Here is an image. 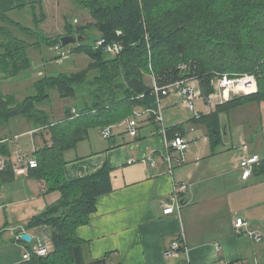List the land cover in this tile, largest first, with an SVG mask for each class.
I'll return each instance as SVG.
<instances>
[{
  "label": "trees",
  "instance_id": "16d2710c",
  "mask_svg": "<svg viewBox=\"0 0 264 264\" xmlns=\"http://www.w3.org/2000/svg\"><path fill=\"white\" fill-rule=\"evenodd\" d=\"M71 1L88 10L93 22L74 30L73 22L66 17L65 33L53 37L46 33L39 37L44 32L38 25L47 17L44 0L29 2L37 30L14 20L11 11H0V20L22 25L19 27L27 35L38 37L37 47L43 42L47 49L60 44L61 37L67 34L87 37L89 26L101 32L99 37L106 42L123 44V49L117 53L96 46L99 37L93 44L85 41L67 46L71 55L87 56L88 65L71 73L46 74L33 83L36 94L24 100H19L14 93L6 94L0 87V132L17 116L35 120L37 128H45L36 133L41 143L32 156L37 159L38 166L30 172L45 180L48 191L60 192L55 203L28 223V228L46 226L49 229L52 250L45 256L33 255L18 264H109L112 254L109 252L102 258L86 260L85 242L78 236L77 229L90 222L98 199L112 192V169L105 165L94 173L69 180L65 175L64 152L86 136L90 128H113L120 121L134 117L139 113H135L137 107L156 122L157 97L145 77L150 63L160 86L193 77L199 81L205 97L215 92L214 80L225 74L231 78L245 74L256 77V92L234 96L217 104L209 113L192 117L208 125L213 145L221 141L222 113L247 100L264 101V0ZM1 33L0 74L14 78L22 72L27 74L33 62L30 45L11 28ZM58 56L60 54L55 58ZM111 68L116 75L104 76L106 69ZM91 71L97 74L91 103L85 102L77 112L66 108L65 118L57 121H51L44 110L37 108L36 103L49 98L48 89H55L61 98L78 96L79 87L87 83ZM167 129L170 137L178 131L184 133L183 124ZM6 136L0 135V152L7 156L11 151L9 144L4 142Z\"/></svg>",
  "mask_w": 264,
  "mask_h": 264
},
{
  "label": "crops",
  "instance_id": "0c3cea01",
  "mask_svg": "<svg viewBox=\"0 0 264 264\" xmlns=\"http://www.w3.org/2000/svg\"><path fill=\"white\" fill-rule=\"evenodd\" d=\"M29 2L0 0V11H11L14 20L15 16L23 18L28 13L33 20ZM45 21L47 17L42 23ZM215 97L210 111L233 98L222 94ZM260 102L263 118L255 129L242 132L245 136L242 141L230 136L221 117V141L213 145L208 137L209 127L202 123L205 136L189 141L191 145L199 139L211 143L212 151L206 159L209 163L196 159L184 167L185 159L179 162L181 155L174 153L172 171L163 157L156 159L155 166L140 161L146 156H156L163 147L145 145L147 140L141 139V131L137 137L131 136L126 123L125 131L116 130L114 125L107 139L89 129L86 136L64 152L65 175L73 180L108 165L112 169L113 190L98 199L90 222L77 229L85 242L86 260L102 258L109 252L112 253L109 264H264V101ZM149 120L148 115L141 116L139 128ZM40 129L31 125L22 132L7 135L4 142L11 151L7 156L14 158L21 153V147L16 146L21 134L36 140ZM190 130L194 131V127ZM187 133L184 129V135ZM244 143L249 145L248 150L243 148ZM221 144L233 149L222 163H215L213 158H219ZM252 153L259 154L261 162L252 176L244 180L239 162ZM179 183L189 184V189L180 197L181 206H175L174 213L165 214L170 195ZM59 197V191H48L45 180L33 172L14 175L9 167L0 171V264H18L24 260L23 254L33 246L34 240L29 244L23 242L20 234L38 233L40 227L28 228V223ZM236 215L248 222L249 229L260 232L263 240L253 242L246 234L238 233L234 226ZM181 231L186 235L187 249L182 248L177 256H166Z\"/></svg>",
  "mask_w": 264,
  "mask_h": 264
},
{
  "label": "rangeland",
  "instance_id": "374dc122",
  "mask_svg": "<svg viewBox=\"0 0 264 264\" xmlns=\"http://www.w3.org/2000/svg\"><path fill=\"white\" fill-rule=\"evenodd\" d=\"M43 3L45 10L47 11V21H45L44 23L41 22L38 25V27L40 28L38 29L44 32L41 36H39L40 38H42L45 33L51 37L64 34L66 17H68V19L73 22V29L80 26L84 27L87 24L93 22V18L91 17L89 11L79 7L71 0H49L47 2L44 1ZM15 19L20 21L22 25H25L26 27H32L33 30H37V25H35V23L31 19L30 14L24 13L23 18H21L20 16H15ZM0 25L5 27H1L0 29L1 38H3L1 33L2 30L7 29L8 31V29L10 28L13 29V31L18 34L19 37L28 44V46L30 45V54L32 55V57H34L32 69H30V71L27 70V74H29V76H27V74L23 72L21 76L17 78L6 77L4 76V74H0V87L6 94L14 93L19 100H24L27 96L36 94V88L34 87L33 83L46 74H61V72L71 73L73 71L85 68L89 63V58H87V56L83 54L71 55L70 48L64 47L62 44L61 50L54 49L55 45H51L47 49V45H45V42H43L41 47H37V45L35 44H37L38 37L34 35H27L23 30L20 29L19 26L22 25L16 26L14 23L6 22L3 20H0ZM86 30L87 43L93 44L94 40L101 35V32H99L95 27L89 26L86 28ZM75 35L76 33L74 34V36ZM9 36L10 34L8 35V38ZM98 39H102V37H99ZM56 45L59 44L57 43ZM0 51L2 50L0 49ZM41 54H43L44 57ZM57 54H60V56L55 58ZM29 72H31L32 76H30ZM106 74L115 76L116 72L111 68L106 69V71L104 72V76ZM96 75V72H90L87 83H85L84 86L79 87L78 96H76L75 98H61L55 89H48L47 93L49 95V98L47 100H44L43 102L36 103L37 108L44 110V112L49 115L51 121H57L59 119L65 118L66 108L70 107L71 109H73V111L77 112L78 109L84 106L85 102H92L91 94L92 90L95 88V84L93 83V81L96 80ZM153 75L156 74L154 71V67L150 63L149 71L145 73L146 81L149 84L153 83ZM117 81H119V78L117 79ZM238 94L239 93H237V95ZM214 98L216 99V97ZM260 103L261 102L257 100H247L237 106L230 108L227 112L222 113V120L223 122H225L228 132L230 136L232 135L234 140L237 139V141H242V137H245L242 135V132L247 131V129L252 131L257 127L258 120L261 121V118H263V115L260 111ZM195 105L197 110L203 111L205 114L209 113L210 111V106L205 102L203 98L196 100ZM162 107L164 125L166 127L183 124L184 129L188 132L187 135H185V138L187 140L199 138L201 135L205 136V133L202 130V123H199L192 119L193 113L188 109L187 105L183 104V97L177 95L173 91L171 92V94L163 97ZM142 111L143 110L141 109V107H137L135 113ZM144 114L147 115V113ZM144 122V126L141 129L139 128V134L141 131V134L143 135L141 139H144V141L147 140L145 145L150 144L151 146L159 145L163 147L164 139L159 132V124L157 122H154L153 120ZM31 125L33 127L38 126L35 120L31 119L27 122V120H25L23 116H19L13 120L12 125L9 129L10 132L4 129L0 132V135H13L17 132H22L28 129ZM124 126L125 120H122L115 125V129L125 131L126 129ZM191 127H194V131L190 130ZM44 129L45 128H42L40 129V131ZM102 129L103 128L101 126H95L90 128L89 131L103 137V135L101 134ZM206 134H208V131L206 132ZM209 136L210 135H208V137ZM104 139L107 138L104 137ZM16 141V146L21 147V154L29 155H33L35 146L41 143L39 137L36 136V140H34L33 137L28 134H21L19 139H16ZM145 145L142 147V149H144ZM190 145L188 150L184 153L186 163L182 164V166L185 167L194 163V161L197 159V154H200L199 158L202 162L204 161L203 163H209V161L206 159H208V155L212 151L210 142L206 143L203 140L199 139L197 140L196 144H192L191 146ZM219 148L222 150V152L220 154H217L219 158L217 156H214L213 162L215 163H222L227 156L229 157V152H231L233 149L224 147L223 144H221ZM174 153L179 154V152L177 151H173V154ZM154 157L158 160L159 157L162 158L163 156L160 152Z\"/></svg>",
  "mask_w": 264,
  "mask_h": 264
},
{
  "label": "built area",
  "instance_id": "2783aa9c",
  "mask_svg": "<svg viewBox=\"0 0 264 264\" xmlns=\"http://www.w3.org/2000/svg\"><path fill=\"white\" fill-rule=\"evenodd\" d=\"M61 43L55 45L54 49L61 50ZM96 46H102L109 53H117L123 49V44L120 42H106L105 39H98L96 41ZM63 51V50H62ZM185 68V65H181ZM154 76L152 87L153 93H155L158 102V109L154 111L155 121L159 124V132L163 136L164 146L161 150V154L164 159L169 164V170L172 171L174 166L175 157L173 151L179 152L181 155L179 162L184 161V153L188 150L190 141L185 138L184 133L176 132L173 137L168 135V129L164 125L163 118V107H162V97L175 92L177 95L183 97V104L187 105L188 109L193 113V117L199 118L202 114L201 111L196 109L195 102L198 99L203 98L205 102L210 106L212 105L213 97L222 94L223 97H234L238 95H246L250 92L257 91V79L254 75L246 74L241 77L231 78L227 74L223 77H218L214 80L213 85L215 87V92L209 97H205L201 85L196 78H189L185 80H179L173 84L166 86H160L157 83L156 76ZM243 83V84H242ZM241 85V87H238ZM234 91V92H232ZM143 96V95H142ZM147 113V112H145ZM144 113H138L134 117H129L125 120L127 126V132L133 136L137 137L139 135V124L140 117ZM112 127H106L102 129V135L105 138H110L112 135ZM243 148L248 150L250 147L247 143L243 144ZM200 158L198 157L197 160ZM142 163L149 164L151 166L156 165V158L151 156H146L140 160ZM261 162V157L257 153H252L248 156H244L240 159L239 166L242 170L241 177L244 180L249 179L254 171L255 166L259 165ZM38 166V161L32 155L17 153L14 158L8 157L0 152V171L10 168L14 175L28 174L32 168ZM189 189V184L179 183L174 187L173 193L170 195V200L167 203L164 213L172 214L175 211V206L180 207L182 201L180 199L181 195ZM234 226L238 233L246 234L253 242H260L263 240V235L256 231L248 228V222L240 215L235 216ZM22 234H20L19 239H22ZM24 240V239H23ZM34 240V244L31 248L25 251L23 254L24 260L30 259L33 255L45 256L49 254L52 250V242L50 239V231L46 226L40 227V231L35 235H31V241ZM186 246V235L184 231H181L179 237L172 242L171 248L167 251L166 256H177L179 251ZM231 264V263H226Z\"/></svg>",
  "mask_w": 264,
  "mask_h": 264
},
{
  "label": "water",
  "instance_id": "95a60500",
  "mask_svg": "<svg viewBox=\"0 0 264 264\" xmlns=\"http://www.w3.org/2000/svg\"><path fill=\"white\" fill-rule=\"evenodd\" d=\"M86 40H87V37L84 34H77L75 36L67 34V35H63L61 37V44L64 47H67L70 45L81 44V43L85 42ZM251 93H253V92H250L249 94H251ZM249 94H246V95H249ZM21 237H22V239H24L28 242L31 241V235L30 234L23 233L21 235Z\"/></svg>",
  "mask_w": 264,
  "mask_h": 264
},
{
  "label": "bare ground",
  "instance_id": "6f19581e",
  "mask_svg": "<svg viewBox=\"0 0 264 264\" xmlns=\"http://www.w3.org/2000/svg\"><path fill=\"white\" fill-rule=\"evenodd\" d=\"M243 84V83H242ZM238 87H241V85H239ZM163 99V98H162Z\"/></svg>",
  "mask_w": 264,
  "mask_h": 264
}]
</instances>
